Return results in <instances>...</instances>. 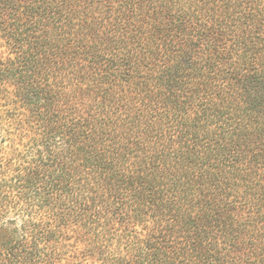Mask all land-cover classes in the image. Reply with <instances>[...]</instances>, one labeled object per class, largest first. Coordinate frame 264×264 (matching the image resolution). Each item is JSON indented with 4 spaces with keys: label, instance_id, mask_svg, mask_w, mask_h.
I'll return each instance as SVG.
<instances>
[{
    "label": "trees",
    "instance_id": "trees-1",
    "mask_svg": "<svg viewBox=\"0 0 264 264\" xmlns=\"http://www.w3.org/2000/svg\"><path fill=\"white\" fill-rule=\"evenodd\" d=\"M0 264H264V0H0Z\"/></svg>",
    "mask_w": 264,
    "mask_h": 264
}]
</instances>
